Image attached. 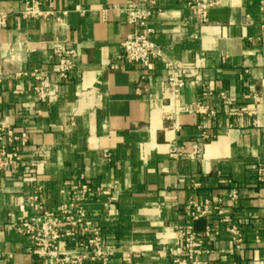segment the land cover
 <instances>
[{
  "label": "crops",
  "instance_id": "obj_1",
  "mask_svg": "<svg viewBox=\"0 0 264 264\" xmlns=\"http://www.w3.org/2000/svg\"><path fill=\"white\" fill-rule=\"evenodd\" d=\"M26 1L0 0V122L29 138L26 164L0 170V264H42L15 226L81 182L101 188L81 206L115 246L109 264H181L182 224L205 240L196 264H264V0H216L206 18L186 0H154L165 54L152 71L121 57L129 0H40L54 11L41 18L22 14ZM62 49L76 53L66 79ZM164 63L189 71L175 99ZM45 83L55 95L38 93Z\"/></svg>",
  "mask_w": 264,
  "mask_h": 264
},
{
  "label": "built area",
  "instance_id": "obj_2",
  "mask_svg": "<svg viewBox=\"0 0 264 264\" xmlns=\"http://www.w3.org/2000/svg\"><path fill=\"white\" fill-rule=\"evenodd\" d=\"M154 0H129L126 13L129 21L135 25V30L127 35L122 42L121 57L128 63H139L152 71L157 61L164 62V49L154 40L155 28L151 23L154 13ZM187 6L202 18L207 17L210 7L216 0H186ZM51 9H42L40 0H27L22 14L29 18H41L53 14ZM7 24L6 15L0 14V25ZM60 55L58 71L63 79L70 76L75 66L76 53L72 49L57 51ZM168 69L167 79L163 90L169 99L178 97L184 86L189 71L178 63H164ZM7 64L0 61V95L2 82L9 74ZM38 93L45 97L53 96V89L48 83L36 87ZM141 93V88H137ZM1 103V98H0ZM28 134L17 132L10 125L0 122V170L8 168L19 170L26 164L23 150L28 144ZM258 180L264 182V167L259 165ZM70 200L57 210L43 209L31 217L23 218L16 224L15 230L27 235L31 241L34 254L42 260V264H109L115 253V246L108 243L102 236L101 228L86 218L82 203L98 195L100 187L89 182L74 183L71 186ZM233 195H236L235 192ZM190 211L193 218L207 216L211 209L207 202L203 205L193 203ZM236 232L235 228L231 229ZM74 239L73 247L63 246L62 242ZM241 241V238L236 239ZM205 240L192 225L182 224L178 227L177 245L171 251L177 256L176 260L185 264L183 255H187L193 264L199 261L195 254L203 251Z\"/></svg>",
  "mask_w": 264,
  "mask_h": 264
}]
</instances>
